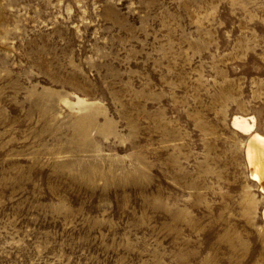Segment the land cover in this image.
Masks as SVG:
<instances>
[{
  "label": "rangeland",
  "instance_id": "rangeland-1",
  "mask_svg": "<svg viewBox=\"0 0 264 264\" xmlns=\"http://www.w3.org/2000/svg\"><path fill=\"white\" fill-rule=\"evenodd\" d=\"M264 0H0V264H264Z\"/></svg>",
  "mask_w": 264,
  "mask_h": 264
},
{
  "label": "bare ground",
  "instance_id": "bare-ground-1",
  "mask_svg": "<svg viewBox=\"0 0 264 264\" xmlns=\"http://www.w3.org/2000/svg\"><path fill=\"white\" fill-rule=\"evenodd\" d=\"M233 125L249 133L248 143L246 147V160L249 169V176L252 181H257L264 193V135L254 130L253 116L248 120L242 115H234L232 119ZM264 216V209H263Z\"/></svg>",
  "mask_w": 264,
  "mask_h": 264
}]
</instances>
